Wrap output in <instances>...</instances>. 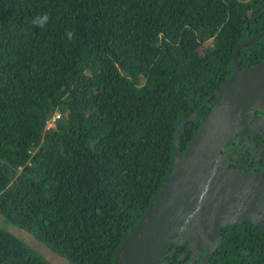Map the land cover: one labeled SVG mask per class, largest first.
Here are the masks:
<instances>
[{
	"label": "trees",
	"instance_id": "trees-1",
	"mask_svg": "<svg viewBox=\"0 0 264 264\" xmlns=\"http://www.w3.org/2000/svg\"><path fill=\"white\" fill-rule=\"evenodd\" d=\"M264 59V0H0V213L74 264L114 255L168 176L175 129ZM210 98L179 131L182 154ZM51 122V124H49ZM168 243L182 264L187 242ZM0 264H51L0 227ZM206 264H264L252 221Z\"/></svg>",
	"mask_w": 264,
	"mask_h": 264
},
{
	"label": "water",
	"instance_id": "water-1",
	"mask_svg": "<svg viewBox=\"0 0 264 264\" xmlns=\"http://www.w3.org/2000/svg\"><path fill=\"white\" fill-rule=\"evenodd\" d=\"M260 34L247 37L235 48V71L178 122L171 170L116 250L114 264H165L169 242H174L172 255L179 243L187 242L182 258L203 251L198 262L197 255L191 254L182 264H206L225 226L252 221L264 231V170H234L225 152L227 142L248 126L251 110H264V59L246 67H240L237 60L239 49ZM212 97L209 113L179 154L180 128Z\"/></svg>",
	"mask_w": 264,
	"mask_h": 264
},
{
	"label": "flooded vegetation",
	"instance_id": "flooded-vegetation-1",
	"mask_svg": "<svg viewBox=\"0 0 264 264\" xmlns=\"http://www.w3.org/2000/svg\"><path fill=\"white\" fill-rule=\"evenodd\" d=\"M251 112L260 121H256L253 115L249 116L248 126L241 128L225 145L226 162L232 169L243 172L264 170V110L256 108ZM191 254L197 255L196 263L203 251L195 254L190 252Z\"/></svg>",
	"mask_w": 264,
	"mask_h": 264
},
{
	"label": "rangeland",
	"instance_id": "rangeland-1",
	"mask_svg": "<svg viewBox=\"0 0 264 264\" xmlns=\"http://www.w3.org/2000/svg\"><path fill=\"white\" fill-rule=\"evenodd\" d=\"M51 124V122H49ZM0 227L4 228L6 231L10 232L14 236L22 239L25 244L43 256L51 264H74L70 261L64 254H61L48 246L46 243L39 241L31 232L25 228L19 227L9 220H7L0 213Z\"/></svg>",
	"mask_w": 264,
	"mask_h": 264
}]
</instances>
